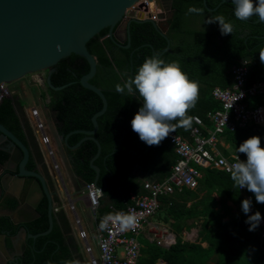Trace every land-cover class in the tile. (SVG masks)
<instances>
[{"label": "trees", "instance_id": "trees-1", "mask_svg": "<svg viewBox=\"0 0 264 264\" xmlns=\"http://www.w3.org/2000/svg\"><path fill=\"white\" fill-rule=\"evenodd\" d=\"M206 1L209 7L217 8L208 10L204 0H173L166 34L152 22H132L130 47L118 45L109 36V28L101 30L87 43L97 60V71L90 81L102 89L108 101L107 109L98 117L99 128L94 135L101 145V152L94 160L101 169L98 184L106 186L97 210L99 225L105 217L126 210L134 203L133 196L146 193L144 179L134 172L136 164H140L144 172L157 181H163L171 174L178 159L170 136L158 146H148L132 130L131 121L143 102L138 91L134 96L116 91L115 85L126 79L124 73L134 76L144 60L157 52L166 62L178 61L189 78L198 83L199 99L188 115L202 119L201 129L205 135L213 129L209 113L221 108L212 91L216 86L227 88L234 85L235 66L246 62L248 85L264 81V63L259 57V52L264 50V22L255 15L246 21L236 19L233 0ZM191 6L202 8L204 15L188 14ZM215 15H224L232 21L234 30L231 34L222 35L217 23L204 24L207 17ZM54 67L52 83L68 85L54 89L45 82L46 89L42 95L49 97L47 106L58 131L67 135L76 129H93L92 117L103 107V102L96 92L84 87L80 81L90 70L88 61L72 53ZM253 100L254 106L264 105L261 96ZM16 104L23 105L14 94L2 98L0 122L27 145L30 151L27 168L37 170L38 162L43 161V153L33 128L23 120ZM194 125L192 120L189 128L177 127L174 132L190 137ZM254 135L261 137V146L264 147V126L255 125L226 130L220 135V140L228 147L221 142L217 147L225 156L238 155L239 145ZM84 136V133L74 132L69 136V143L74 145ZM68 151L78 177L86 182L95 181L96 171L91 165L98 151L95 140L85 139L76 149ZM9 155L8 151L0 148V162L7 160ZM239 155L242 159L247 158L244 154ZM198 167L203 175L195 189L183 187L173 194L161 195L159 201L163 211L177 221L187 216L203 218L201 242L207 241L208 246L203 247L201 242H183L179 238L174 245L165 248L141 239L143 246L137 264H154L158 257L164 258L168 264H210L211 260L215 264H264V228L249 231L250 225L245 223L247 215L256 211L264 217V204L257 203L254 194L247 190L251 195L252 208L246 215L242 211V201L246 197L235 186L231 173L213 166ZM190 200L194 201L188 207ZM229 202L238 210L224 221L223 218L233 209ZM18 204L12 196H5L1 202L3 208L10 210H15ZM37 210L39 215L28 217L24 223H14L10 217L3 216L0 228L10 231V235L23 226L34 234L45 231L49 227L47 197L42 199ZM68 224L64 214L58 218L54 213L52 230L36 238H27L17 264L75 262L65 235L64 226Z\"/></svg>", "mask_w": 264, "mask_h": 264}, {"label": "water", "instance_id": "water-1", "mask_svg": "<svg viewBox=\"0 0 264 264\" xmlns=\"http://www.w3.org/2000/svg\"><path fill=\"white\" fill-rule=\"evenodd\" d=\"M139 0H0V93L3 84L12 83L25 77L29 73L47 70L46 83L54 89L64 88L68 84L56 86L51 81V74L55 65L63 58L72 53L85 58L90 70L81 77L84 87L96 92L102 99L103 107L93 117V129H76L67 135L61 134L53 125V134L59 149L65 145L69 149L77 148L85 139H93L98 145V151L91 160V165L96 171L95 183L98 184L101 169L94 160L101 152L99 140L94 136L99 128L98 117L105 112L108 106L107 98L102 89L91 83V78L97 71L96 57L91 54L87 43L101 30L109 28V36L120 46L130 47V26L132 22H152L158 29L166 34L167 19L172 13V0L169 1L167 15L160 13V17H166L165 25H159L150 18L125 17L127 9ZM210 11L215 10L207 5ZM260 20V19H259ZM126 22L125 30L121 35L120 27ZM128 42L126 43V41ZM169 48V45L167 46ZM137 94V93H136ZM11 96V95H10ZM74 132L84 133L85 136L76 144L69 143V136ZM0 136L8 141L7 145L0 146L10 153L7 160L0 162V201L5 196H14L23 206L31 211L32 215L38 216V206L44 197L49 203V227L39 233H27L28 237L36 238L39 235L49 233L54 225V202L52 193L46 179L39 170L27 168L30 151L27 145L12 131L0 122ZM76 188L80 190L87 184L86 181L78 184L74 178V172L64 154ZM135 168H141L136 164ZM105 185L101 188L105 190ZM9 216L13 222L20 221L9 210L1 212ZM25 230V227L22 228ZM26 231V230H25ZM10 231L0 230L1 240ZM18 261V257H16Z\"/></svg>", "mask_w": 264, "mask_h": 264}, {"label": "built area", "instance_id": "built-area-1", "mask_svg": "<svg viewBox=\"0 0 264 264\" xmlns=\"http://www.w3.org/2000/svg\"><path fill=\"white\" fill-rule=\"evenodd\" d=\"M161 12L167 13L162 6L157 5L156 0H139L127 9L125 17L129 19L143 16L161 23L167 17H160ZM247 72L248 68L245 62L237 65L233 69L234 85L227 88L216 86L213 89L212 94L215 99L220 101L221 108L209 113L213 129L208 131V135H205L201 129L203 121L199 116L193 117L195 125L191 129L192 140L175 132L169 134L171 143L178 154L171 174L163 181H146L144 184L146 193L136 196L134 203L129 205L126 210H119L103 219L97 229L99 258L93 255L92 247L86 242V250L91 254V264H137L142 247L139 235L148 217L160 208L159 197L161 195L172 194L183 187L195 189L198 186L199 178L203 175L198 166H213L230 173L237 154L230 156L222 154L217 147L219 142H223L220 140V135L226 130L234 131L251 125L264 126V105L254 106L252 104L253 98L257 96L264 98V81L248 85ZM11 94L8 85L3 84L0 101L3 97ZM31 118L34 127L39 132L40 144L44 147L45 155L52 161L54 170L58 173L59 179L63 181L45 116L39 109L32 108ZM240 190L246 198L251 199L246 187ZM85 192L89 208L97 219V210L104 191L95 182H89L86 184ZM71 209L75 211L74 204H71ZM129 216L134 219V226L122 227V221ZM75 221L79 225L81 238L85 239L87 233L81 227L78 215H76ZM258 227L264 228V218ZM152 233L158 244H167L166 228L158 230L155 227L152 229Z\"/></svg>", "mask_w": 264, "mask_h": 264}, {"label": "clouds", "instance_id": "clouds-1", "mask_svg": "<svg viewBox=\"0 0 264 264\" xmlns=\"http://www.w3.org/2000/svg\"><path fill=\"white\" fill-rule=\"evenodd\" d=\"M234 16L240 21L258 16L264 22V0H233ZM188 14L204 15V10L191 6ZM217 23L222 35H229L234 30L232 21L224 15L209 16L204 24ZM264 63V50L259 52ZM126 79L117 83L115 89L121 94L130 96L139 93L142 106L131 121L132 130L137 133L141 141L148 146H158L177 127L189 128L193 118L188 115L199 99V86L183 71L178 61L166 62L160 53L146 58L139 66L134 76L123 74ZM237 158L230 168L231 179L239 189L247 188L254 194L256 202L264 204V147L261 137L251 136L237 148ZM239 154L246 155L241 159ZM252 200L242 201V211L247 215L251 212ZM259 211L247 215L245 223L249 224V231H254L262 220ZM134 219L126 217L122 227L134 226ZM76 264V262H68Z\"/></svg>", "mask_w": 264, "mask_h": 264}, {"label": "crops", "instance_id": "crops-1", "mask_svg": "<svg viewBox=\"0 0 264 264\" xmlns=\"http://www.w3.org/2000/svg\"><path fill=\"white\" fill-rule=\"evenodd\" d=\"M156 3L159 7L162 6L167 11L168 6L166 4H163L160 0H156ZM23 78L12 82L13 83L12 88L10 86L8 87L11 89V92L12 94H14L15 98L18 99L23 104L22 107H20L19 104H16L17 110H19L20 114L23 117V120L25 122L28 121V124L33 128L34 130L33 132L36 136V139L43 153V161L38 162L37 170H39V172L43 174V176L45 177L47 185L52 193L55 216L59 218L60 215L64 214L69 222L68 225L64 226L66 229L65 235L74 261L76 262V264H91V254L88 253L86 250V242L92 247L93 255L99 258L100 251H99L98 239H97V229L99 227V224L97 223V219L95 215L89 208L88 201L86 199V192H85L86 185L80 190L76 188V185L74 184L66 160L63 157L64 154L68 158L67 159L68 163L71 167V170L74 172L75 175L74 178L77 180L78 184L80 182H84V180L78 177V175L73 170L72 156L69 154L68 151L69 148H67L64 145L63 149L61 150L57 146L53 134V125L56 128L57 126L47 106L49 97L48 96L45 97V95L44 96L42 95V93L45 91V88L43 87L41 82L42 78L40 77L36 78L34 76L31 79L30 78L23 79ZM28 100H32V104L24 105L25 101L28 103ZM32 108L39 109L41 114L46 118V121L48 123V133L51 136L52 146L56 150V160L60 165V172L63 177V181L59 179L58 173L54 170L52 166V161L45 155L44 147L41 146L40 144L39 132L32 123V118H31ZM185 138L192 140L191 132H190V137H185ZM7 144L8 141L4 140L0 136V146H4ZM222 144L228 147V144H225L224 142H222ZM134 172L138 177L144 179L145 182L157 181L155 178L145 173L142 167L140 169L134 167ZM1 174L2 173L0 170V176ZM200 195H202V193H200ZM135 197L136 196H133V199ZM193 201L194 200L188 201L187 206L189 207ZM1 202L2 201H0V219L1 217L6 216V215H2L1 213L4 210H9L10 212H12L17 221H20L22 218H25L27 220L28 217L34 216L32 215L31 211L27 210L23 206H19V204L15 210H10L3 208L1 206ZM71 204H74L75 211L71 209ZM229 204L232 205L233 209L223 218L224 221L228 220L230 216L234 215L238 210V207H236L232 202H229ZM76 215H78L80 219L81 227L87 233L85 239L81 238L80 236V228L79 225H77V222L75 221ZM14 223H21V222H14ZM202 223H203V218L195 217V216H187L177 221L175 220L174 217L168 215L167 212L163 211V208L160 207L156 211V213L148 217V220L144 224L143 229L139 235V240L142 246H143V242L141 239H147L148 241L156 242L155 239L153 238V233H152V229L156 227L158 228V230L162 228L167 229V234H168L167 244L160 245L156 242L158 245L162 247L169 248L171 245H174L179 238H181L183 242H189V243L201 242L202 239L201 230L203 229ZM23 227H21L19 231L13 235L5 234L4 240H1V236H0V264H17L18 261H16V257H18L19 259V256L23 253V248L24 245L26 244L27 238H31L27 236V233L30 232H28L26 228H25L26 231L22 230ZM0 230L2 229L0 228ZM201 244L203 247L208 246L207 241H203L201 242ZM154 264H168V262L164 258L158 257ZM210 264H215V261L211 260Z\"/></svg>", "mask_w": 264, "mask_h": 264}, {"label": "rangeland", "instance_id": "rangeland-1", "mask_svg": "<svg viewBox=\"0 0 264 264\" xmlns=\"http://www.w3.org/2000/svg\"><path fill=\"white\" fill-rule=\"evenodd\" d=\"M46 75H47V70H42V71H39V72H36V73H29L23 79H29V78L31 79L33 76L36 77V78L40 77V78H42V81H41L42 85L46 89V85H45ZM6 85H8V86H10L12 88L13 83H9V84H6ZM253 103H254V100H253L252 104ZM27 104L31 105L32 104V100H28V103L25 101L24 105H27Z\"/></svg>", "mask_w": 264, "mask_h": 264}, {"label": "flooded vegetation", "instance_id": "flooded-vegetation-1", "mask_svg": "<svg viewBox=\"0 0 264 264\" xmlns=\"http://www.w3.org/2000/svg\"><path fill=\"white\" fill-rule=\"evenodd\" d=\"M163 4H166L167 6L169 5L168 3H169V1L170 0H160ZM172 2H173V0H172ZM159 25H165L163 22H161V23H158ZM125 25H126V22L124 21L123 22V24L121 25V27H120V31H121V35H123V31L125 30ZM5 174V172H3L2 174H1V176H3ZM4 198V197H3ZM3 198L1 199V201L3 200ZM1 219H2V217H1ZM1 219H0V223H1Z\"/></svg>", "mask_w": 264, "mask_h": 264}]
</instances>
